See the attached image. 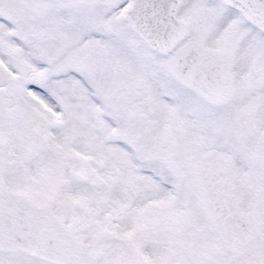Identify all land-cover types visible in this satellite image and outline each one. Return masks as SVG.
I'll use <instances>...</instances> for the list:
<instances>
[{
	"label": "snow or ice",
	"instance_id": "1",
	"mask_svg": "<svg viewBox=\"0 0 264 264\" xmlns=\"http://www.w3.org/2000/svg\"><path fill=\"white\" fill-rule=\"evenodd\" d=\"M0 264H264V0H0Z\"/></svg>",
	"mask_w": 264,
	"mask_h": 264
}]
</instances>
